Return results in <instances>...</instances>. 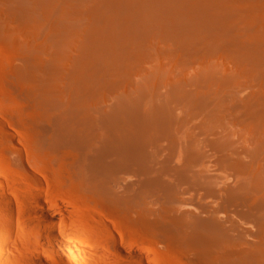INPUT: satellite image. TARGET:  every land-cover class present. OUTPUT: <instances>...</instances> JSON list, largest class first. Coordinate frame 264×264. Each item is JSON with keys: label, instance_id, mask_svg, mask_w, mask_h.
<instances>
[{"label": "rangeland", "instance_id": "374dc122", "mask_svg": "<svg viewBox=\"0 0 264 264\" xmlns=\"http://www.w3.org/2000/svg\"><path fill=\"white\" fill-rule=\"evenodd\" d=\"M50 1L55 10L48 17L43 7L32 8L28 5L23 9V0H0V199H8L0 207V264H38L39 256L46 257L48 264H231L224 256L237 247L235 241L253 243L257 231V224L251 216L255 213L254 207L245 203L241 195L242 186L248 183L247 178L236 167L213 157L211 160H215L208 164L210 170L205 166L198 167L204 169L200 173L201 179L190 177L187 180L180 176L182 173L173 176L176 172L173 166H177L178 161H168L172 166L170 170L175 172L162 170L166 175H156L155 179L161 182H154L156 192L161 194L152 190V186L150 190L157 194L155 196L144 193L146 190L142 189L145 197L149 195L144 201L151 213L157 215L156 212H159V216L149 212L147 221L143 222L130 207V200L129 203L128 199H120V202L127 201L128 204L118 203L119 199H114L115 194H109L105 189L96 190L83 180L82 163L93 165L100 153L88 150L80 139L66 138L59 130L58 121L61 114L74 107L79 99L76 94L82 85L77 72L81 66H77V62L82 58L81 47L87 42L89 28L94 23L84 9L78 12L81 23L69 30L70 34H61L60 41L54 43V32L59 31L61 17L65 16L64 21L68 24L72 18L67 16L66 0ZM165 37L159 34L151 41L149 38L143 40L146 55L138 57L127 67L119 68L118 85L112 90L99 89L87 103L92 107L105 96L121 93L128 86V78L136 77L151 60L167 68H198L204 64V72L192 73L197 80L206 79L207 74H217L218 67L214 62L210 63L212 59L206 45L192 43L189 48H176ZM151 43L159 49L150 48ZM261 69L264 71V66ZM230 70L233 71V78L228 82L221 83L219 78L212 75L216 83L198 88L197 91L210 95L204 107L166 98L173 116H216L205 119L206 124L217 126L224 123L226 126L228 123L232 130L242 131L247 129L244 116H264L262 74L250 65ZM145 99L147 101L146 96ZM100 105L104 106L102 102ZM143 107L145 111L149 110V106ZM96 117L99 119L96 129L92 131L89 128L88 132L101 136L110 130V126L102 123L100 118L104 116ZM206 124L203 127H207ZM76 131L82 137L85 134L82 128ZM104 159V163L112 162L111 156ZM139 180L137 187H134L136 190L141 182ZM142 184H145L143 180L139 185L140 191L144 188ZM146 189L148 191L149 188ZM140 195L139 201L143 198ZM168 195L169 200L165 198ZM37 196L44 198L48 209L49 205L52 206L50 212L59 215L58 226L81 247L82 253H76L77 257L74 254L73 258L71 253L68 258L60 255L63 249L52 244L50 238L49 242V227L43 223L42 213L35 203L39 198ZM173 196H177L174 197L177 206L182 207L179 210H189L193 217L207 223L205 234L213 231L209 225L216 222L226 232L230 243L214 248L211 253L205 252L191 237L177 240L158 223L154 225L162 212L168 211L166 208L171 210L173 205L176 207L175 201L170 203L171 207H167ZM8 203L13 207L12 211ZM174 210V213H167L170 212L169 215L173 217L178 213V209ZM9 212L15 220H9ZM166 217L164 220L168 219L166 221L170 224L171 217ZM8 233L13 235L14 241L13 253L6 258L4 249L5 243L10 241ZM45 245L49 252L45 250ZM126 252L130 254V260L123 258L122 254Z\"/></svg>", "mask_w": 264, "mask_h": 264}, {"label": "bare ground", "instance_id": "6f19581e", "mask_svg": "<svg viewBox=\"0 0 264 264\" xmlns=\"http://www.w3.org/2000/svg\"><path fill=\"white\" fill-rule=\"evenodd\" d=\"M23 3V9L28 5L32 8H45L48 17L55 10L50 0H23ZM66 3L67 16L72 18V22L65 23V16L61 17L59 31L56 34L54 32V43L60 41L61 34L69 33V30L81 23L78 12L84 9L94 23L89 28L87 42L81 47L82 58L77 62V66H81L77 72L82 85L76 94L79 99L74 107L61 114L58 121L59 130L66 138L75 141L80 139L88 150L100 153L93 165L82 163L83 180L96 190L105 189L109 194H115L114 199H119L118 203L128 204L130 200L129 206L139 214L138 218L143 222L147 221L146 218L151 213L145 203L146 198L154 195L152 190L157 186L155 184H159L156 175L158 177L161 173V176L164 173L162 170L172 171L169 162L177 160V166H173L176 171H172L175 172L173 176L182 173L180 176L187 180L190 177L198 180L204 170L198 167L205 166L208 169L213 157L227 162L247 178L248 183L240 188L241 195L245 203L254 207L255 213L251 216L255 219L257 231L254 234L255 242L235 241L237 247L225 254L224 258L231 264H264V116H244L243 122L247 129L232 130L228 123L226 126L224 123L217 126L206 124L205 119L216 116H173V110L166 100L171 97L176 102L187 101L204 107L210 95L197 91L198 88L216 83L217 80L212 77L219 78L221 83L228 82L233 72L230 69L238 70L246 65L255 67L264 77L261 69L264 66V0H66ZM159 34H164L176 48H189L192 43L206 45L212 59L210 63L214 62L218 67L217 74H207L206 79L197 80L192 73L204 72V64L197 66L198 68H167L160 62L151 60L144 70H139L136 77L128 78L125 90L105 96L91 107L87 100L92 94L95 93L96 96L101 88L112 90L116 87L119 68L127 67L138 57L145 56L143 40L149 38L151 41L152 37ZM151 46L155 48L156 44L151 43L150 48ZM158 49L157 46L155 50ZM145 96L147 101H144ZM101 102L105 107L100 105ZM144 105L149 106V110L145 111ZM108 109L110 113L107 114ZM96 116H104L100 118L102 123L110 126L106 135L88 132L89 128L92 131L96 129L99 123ZM205 124L207 127H203ZM77 128H82L85 133L83 137L78 134ZM105 156H111L112 162L104 163ZM141 179L145 184H142L144 188L141 185L140 191ZM138 180L141 181L138 184L140 192L134 188L137 187ZM133 189L138 194L132 193ZM142 189L146 190L144 193H149L148 197H145ZM140 194L143 196L141 201ZM168 196L165 197L167 200L172 195ZM40 197L37 196L35 203L42 213L43 223L49 227L48 240L50 238L52 244L63 249L61 254L57 251L58 254L68 258L71 253L73 258L77 257L76 253H82L81 247L72 242L67 236L69 234L62 231L58 226L59 215L50 212L52 206L49 205V210L44 198ZM129 197L135 200L131 201ZM174 197L169 204H173V201L176 203ZM120 199H128V202H120ZM7 200L0 199V207ZM169 204L167 207L172 206ZM177 204V208L173 205L171 210L165 209L172 213L175 212L174 208L178 209L177 214L171 217L170 212H162V215L167 214L164 217L160 215L154 225L158 223L169 236L177 240L191 237L205 252L211 253L214 248L229 242L226 232L216 222L209 225L213 231L205 234L204 227L207 223L193 217L189 210L180 211L179 207H182ZM8 205L12 211L13 207L10 203ZM156 213L159 216V212ZM151 214L157 216L155 213ZM166 216L173 218L172 222L169 219L170 224L166 221L168 219L164 220ZM8 218L15 220L11 212L8 213ZM164 221L169 225L164 224ZM8 236L10 241L5 243L4 249L6 258L13 253L14 238L10 233ZM43 241L45 244V239ZM45 248L47 251L46 245ZM43 252L42 250V254ZM127 253L122 256L130 260V254ZM38 264H48L46 257L39 256Z\"/></svg>", "mask_w": 264, "mask_h": 264}]
</instances>
